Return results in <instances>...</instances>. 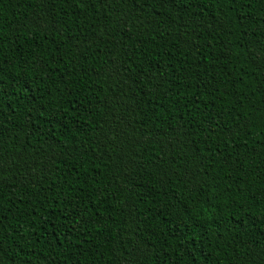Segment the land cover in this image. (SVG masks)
<instances>
[{
    "label": "trees",
    "instance_id": "16d2710c",
    "mask_svg": "<svg viewBox=\"0 0 264 264\" xmlns=\"http://www.w3.org/2000/svg\"><path fill=\"white\" fill-rule=\"evenodd\" d=\"M0 264H264V0H0Z\"/></svg>",
    "mask_w": 264,
    "mask_h": 264
}]
</instances>
